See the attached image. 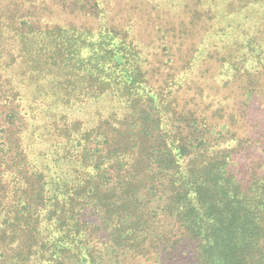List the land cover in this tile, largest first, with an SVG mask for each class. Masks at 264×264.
<instances>
[{
	"label": "trees",
	"instance_id": "trees-1",
	"mask_svg": "<svg viewBox=\"0 0 264 264\" xmlns=\"http://www.w3.org/2000/svg\"><path fill=\"white\" fill-rule=\"evenodd\" d=\"M34 1L0 0V71L21 69L0 75V264H170L189 250L190 264H264V127H230L250 99L264 108L258 34L216 73L241 83L237 112L209 95L186 109L151 85L141 42L103 0H64L89 8L83 25L39 17ZM199 1L211 38L228 37L226 4Z\"/></svg>",
	"mask_w": 264,
	"mask_h": 264
},
{
	"label": "rangeland",
	"instance_id": "rangeland-1",
	"mask_svg": "<svg viewBox=\"0 0 264 264\" xmlns=\"http://www.w3.org/2000/svg\"><path fill=\"white\" fill-rule=\"evenodd\" d=\"M37 1L42 0L34 2ZM103 1L106 4V9L108 8L107 20L118 28L131 30V34L141 42L140 45L147 61L148 78L151 85L157 90L170 86L168 89L170 93H178L180 106H185L186 109H192L195 107V103H199V98L195 102L191 100L194 95L197 97L209 95V101L223 103L224 106L237 112L243 101L242 93L238 87L241 83L235 81L224 86L223 82L221 83V80L224 79L223 76L216 78V73L221 69L222 63L225 61L228 63L234 58H238L241 52L251 49L253 42L251 40L253 38L255 41L257 34L264 41V30L260 35L256 31L259 24L262 23L261 18L264 15V3L262 2L264 0H229L233 2L230 8H228L230 3L228 0H220V4L223 2L226 4L220 12H224V16L226 15L223 23L233 25L228 30L229 38L227 36L211 38L215 28L208 30V26L205 25L207 15L203 14L199 0ZM214 1L215 4L219 0ZM80 2L83 3L82 0ZM64 3V0H43L42 5L38 4L39 17H49L50 20L53 18L62 23L73 22L79 25H83L87 21L96 23L94 17L92 19L85 17L92 13L88 7L86 9H83L82 6L69 7V3L67 6ZM43 7H47V9H43ZM216 28L218 29V26ZM232 35L233 37H231ZM214 43L217 45L214 46ZM201 51H203L202 54H200ZM206 53H209L208 57ZM201 55L203 58L198 57V61L191 68L189 66L192 65L191 61L188 60L193 56ZM205 56L206 59H204ZM187 68L188 70H186ZM3 70L7 71L5 74L4 71H0V75H3L4 79H9L11 76L20 78L21 69L17 71V67L8 68L5 66ZM0 85H2L1 81ZM262 94V98L259 99L264 102V93ZM253 102L254 100L250 99L248 106L251 107L248 108L247 116L238 113L241 119L236 126H230L233 127L232 133L235 128L240 136L253 137L256 131L264 127V108L254 104L252 106ZM204 105L201 104L194 108V111L201 112ZM95 107L99 106L83 107L79 113H75L73 116L81 118L92 108L95 112L97 110ZM104 108L106 107H101V109ZM210 111H213V108ZM71 113L73 114V112ZM259 132L260 130L257 133ZM253 145L249 151L243 149L241 151L244 152H239L240 154L236 157L237 161L235 160L238 169H241L245 162L254 165L255 159L259 155L258 148H262V146L256 143ZM245 170L246 168L242 169L243 172ZM93 219L94 216H91L90 220ZM192 258L190 250L185 251L173 257L170 264H190L193 261Z\"/></svg>",
	"mask_w": 264,
	"mask_h": 264
}]
</instances>
